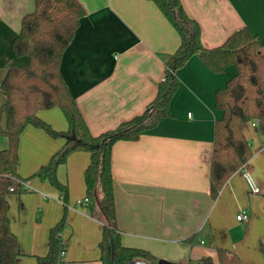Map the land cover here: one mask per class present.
<instances>
[{
    "label": "crops",
    "instance_id": "obj_1",
    "mask_svg": "<svg viewBox=\"0 0 264 264\" xmlns=\"http://www.w3.org/2000/svg\"><path fill=\"white\" fill-rule=\"evenodd\" d=\"M82 18L61 61L63 77L94 135L116 128L143 113L157 95L165 62L181 37L155 0H78ZM201 28L206 48L221 45L248 26L261 36L264 54V0H181ZM35 0H0V131L8 128L7 94L2 79L11 65H25L13 41L22 18ZM237 72L210 69L199 54L176 71L178 89L172 115L137 140L113 146L112 169L117 224L124 245L149 251L168 264H185L211 256L218 249L238 254L244 264H264V135L254 123L245 128L253 156L224 184L210 192L215 122L222 116L217 92ZM56 130H67L60 108L39 112ZM65 140L28 126L21 135L18 173L33 175L62 148ZM8 146L0 135V150ZM90 153L76 151L59 166V180L69 189L68 201L48 180L31 179V189L10 195L11 229L19 239L18 264H36L48 251L52 226L66 216L62 232L68 248L60 264H103L100 241L103 222L87 204L85 170ZM246 173L259 188L253 193ZM242 211L247 220H239ZM203 241V242H202Z\"/></svg>",
    "mask_w": 264,
    "mask_h": 264
},
{
    "label": "trees",
    "instance_id": "obj_2",
    "mask_svg": "<svg viewBox=\"0 0 264 264\" xmlns=\"http://www.w3.org/2000/svg\"><path fill=\"white\" fill-rule=\"evenodd\" d=\"M35 9L22 18L19 34L13 41L17 56L26 57L25 65H11L1 88L7 94L8 128L0 131L8 146L0 150V264H18L21 251L19 239L11 229L9 196L21 195L31 189L33 178L48 180L67 203L69 189L58 178L59 166L76 151L90 153L85 170L86 196L91 213L103 222L100 241L103 264H127L136 257L153 262L152 254L141 248L123 244L117 224V206L112 169L113 146L120 140H137L147 130L172 115L171 101L179 79L176 71L195 54L214 72L221 73L231 65L237 72L217 92L216 106L222 116L215 122L214 147L211 159L210 192L216 198L229 178L251 159L253 149L245 128L256 122L264 135V54L261 36L248 26L231 34L221 45L206 48L201 40L199 23L185 11L181 0H155L159 8L180 34L181 42L165 62V74L158 85L155 99L146 110L122 122L116 128L94 135L61 71L65 50L73 41L82 18L87 14L78 0H35ZM60 108L67 121V130H56L42 119L39 112ZM47 131L64 145L33 175L23 178L18 173L21 135L28 126ZM87 204V203H86ZM66 216L51 227L48 251L38 256L36 264H60L62 250L68 242L62 232ZM264 256V242L261 243ZM185 264H244L241 257L229 250L218 249L215 260L208 256Z\"/></svg>",
    "mask_w": 264,
    "mask_h": 264
},
{
    "label": "built area",
    "instance_id": "obj_3",
    "mask_svg": "<svg viewBox=\"0 0 264 264\" xmlns=\"http://www.w3.org/2000/svg\"><path fill=\"white\" fill-rule=\"evenodd\" d=\"M256 124V122H254V125ZM246 176L248 178V181H249V184H250V188H251V191L253 193H257L259 192V188L256 186V184L253 182L252 178L250 177V175L248 173H246ZM89 201V199L87 197H85L83 200H81L79 202V204H84V203H87ZM237 218L239 220H247L249 217H248V214L246 213V211H242L241 213H239L237 215ZM203 242V241H202ZM65 254H66V251L65 250H62L61 252V257L64 258L65 257ZM127 264H158V262H153L147 258H144V257H136L134 258L133 260L129 261Z\"/></svg>",
    "mask_w": 264,
    "mask_h": 264
},
{
    "label": "water",
    "instance_id": "obj_4",
    "mask_svg": "<svg viewBox=\"0 0 264 264\" xmlns=\"http://www.w3.org/2000/svg\"><path fill=\"white\" fill-rule=\"evenodd\" d=\"M158 264H168V262L165 259H160Z\"/></svg>",
    "mask_w": 264,
    "mask_h": 264
}]
</instances>
